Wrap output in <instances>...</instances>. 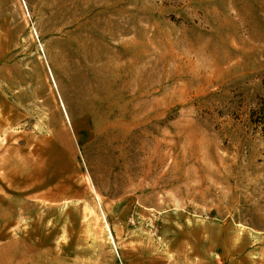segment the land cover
Segmentation results:
<instances>
[{
  "label": "rangeland",
  "instance_id": "374dc122",
  "mask_svg": "<svg viewBox=\"0 0 264 264\" xmlns=\"http://www.w3.org/2000/svg\"><path fill=\"white\" fill-rule=\"evenodd\" d=\"M264 0H0V264H264Z\"/></svg>",
  "mask_w": 264,
  "mask_h": 264
},
{
  "label": "trees",
  "instance_id": "16d2710c",
  "mask_svg": "<svg viewBox=\"0 0 264 264\" xmlns=\"http://www.w3.org/2000/svg\"><path fill=\"white\" fill-rule=\"evenodd\" d=\"M250 118H251L250 120L254 123H263L264 122V110H262V111H255L254 110V112H252Z\"/></svg>",
  "mask_w": 264,
  "mask_h": 264
}]
</instances>
